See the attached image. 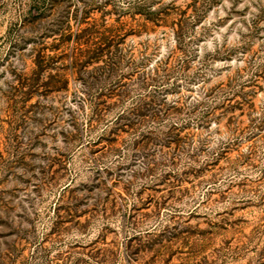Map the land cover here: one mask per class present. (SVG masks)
I'll return each instance as SVG.
<instances>
[{
  "label": "rangeland",
  "instance_id": "1",
  "mask_svg": "<svg viewBox=\"0 0 264 264\" xmlns=\"http://www.w3.org/2000/svg\"><path fill=\"white\" fill-rule=\"evenodd\" d=\"M0 264H264V0H0Z\"/></svg>",
  "mask_w": 264,
  "mask_h": 264
}]
</instances>
